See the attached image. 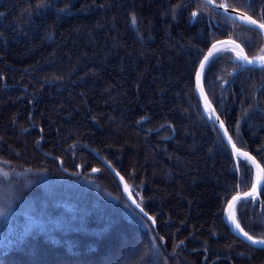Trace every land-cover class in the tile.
Here are the masks:
<instances>
[{"label": "trees", "instance_id": "obj_1", "mask_svg": "<svg viewBox=\"0 0 264 264\" xmlns=\"http://www.w3.org/2000/svg\"><path fill=\"white\" fill-rule=\"evenodd\" d=\"M214 1L264 23V0ZM223 38L264 50L260 32L202 0H0V264L264 263L222 218L253 168L236 167L195 92ZM239 66L218 53L204 88L264 169V68ZM259 195L235 212L264 239V184Z\"/></svg>", "mask_w": 264, "mask_h": 264}, {"label": "water", "instance_id": "obj_2", "mask_svg": "<svg viewBox=\"0 0 264 264\" xmlns=\"http://www.w3.org/2000/svg\"><path fill=\"white\" fill-rule=\"evenodd\" d=\"M202 1L205 2L206 4H208L210 7L214 8L216 11L221 12L230 18L246 22L245 20L241 19V17L248 16L247 14H245L243 12L234 10L232 8H229L228 6H227V11H226L224 7H220V4L214 2L213 0H202ZM246 23L251 25L248 22H246ZM257 24H260V22L257 21ZM251 26L258 29L260 32L264 33V29H260L256 25H251ZM214 45H215V49L213 48ZM227 48H237L238 49V51H239L238 59L241 63V69L245 68V67L264 68V61H255V60L250 59L247 56L244 48L239 43L233 41L230 38L217 40L209 46L208 50L205 52V54L203 55V57L201 58V60L199 62V65H198L196 73H195V92H196L198 100L201 103L204 116L209 121H212L214 123V125L216 126V128L218 129L223 141L225 142V144L227 145V147L229 148V150L233 156L236 167L238 166V159L242 158V159H245L249 162V164L253 167L254 172H255L254 181H253L251 187L243 193L237 192L236 194H234L229 199V201L227 202V204L224 207V210L222 213V218H223L225 224L228 226L231 233L233 235H235L237 238L241 239L242 241H244L245 243H247L248 245H250L252 247L264 249V245L253 244L252 241L248 240L247 237L243 235V232H245V231L241 227L239 222L237 221V218L235 215V206H236V203L240 199L250 198L253 203L255 201L260 200L259 193H260V190L264 184L263 166L258 162V160L252 154H250L248 151H245V150L238 148L234 144L224 122L222 121V119L220 118V116L216 112L215 108L211 104V102H210V100L206 94L205 88H204L203 79H204V73H205V70H206L208 63L213 58V56H215L217 53H219L222 50H225ZM209 52H212V55L209 57V59L207 61H205V57L209 56ZM245 57L247 59H245ZM248 60H252L254 62L249 64ZM202 61H204L203 69H201V62ZM197 72L200 73L199 79H197ZM224 85H225V83H223V86ZM90 151L111 172V174L115 178L116 182L118 183V186L120 188V192H121L124 200L132 208H134L137 212H139L145 218H147L150 221V223L152 224V226L154 227L155 222H154L153 218L150 215H148L141 208V206L137 203L136 198L132 194L130 187L128 186L126 180L122 177V175L105 158L100 156L95 150L90 149ZM245 154H247V155H245ZM58 162L60 163V160H58ZM77 170H78V174H79L80 173V166L77 167ZM65 172L70 173L68 171H65ZM254 185H255V191H253ZM126 187H127V191L125 190ZM245 193H251V195L245 196ZM233 197H239V199L234 202ZM133 201H135V203ZM137 204L139 205V207H137ZM230 216H232L235 219L236 223H238L240 225L239 229L236 228V224L233 223L232 220L229 219ZM240 229H243V232H241ZM254 239H256V238H254ZM257 240H259V239H257Z\"/></svg>", "mask_w": 264, "mask_h": 264}, {"label": "snow or ice", "instance_id": "obj_3", "mask_svg": "<svg viewBox=\"0 0 264 264\" xmlns=\"http://www.w3.org/2000/svg\"><path fill=\"white\" fill-rule=\"evenodd\" d=\"M220 7H224L225 10L227 11V5H220ZM196 13H193V16H195ZM242 20H245L246 22L250 23L251 25H256L258 28L260 29H264V23H260V24H257V21L254 20L251 16H245V17H241ZM213 48L215 49V45L213 46ZM212 55V52H209V56H206L205 57V61H207L209 59V57ZM245 59H247L245 57ZM261 61H264V58H259ZM254 61L252 60H248V63L251 64L253 63ZM204 67V61L201 62V69H203ZM199 76H200V73L197 72V79H199ZM223 126V125H222ZM247 155V154H245ZM93 171H96V169H93ZM127 191V187L125 189ZM253 191H255V185L253 186ZM251 195V193H245V196H249ZM239 197H233V201L235 202L236 200H238ZM135 203V201H133ZM137 207H139V205L137 204ZM0 212H2V209H0ZM230 220H232L233 223L236 224V228H240V225L238 223H236L235 219L230 216L229 217ZM241 232H243V229H240ZM243 235L247 237L248 240L252 241L253 244H262L264 245V239H260V240H257V239H254L252 236L248 235L247 232H243Z\"/></svg>", "mask_w": 264, "mask_h": 264}, {"label": "rangeland", "instance_id": "obj_4", "mask_svg": "<svg viewBox=\"0 0 264 264\" xmlns=\"http://www.w3.org/2000/svg\"><path fill=\"white\" fill-rule=\"evenodd\" d=\"M264 264V263H263Z\"/></svg>", "mask_w": 264, "mask_h": 264}]
</instances>
